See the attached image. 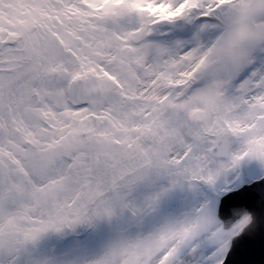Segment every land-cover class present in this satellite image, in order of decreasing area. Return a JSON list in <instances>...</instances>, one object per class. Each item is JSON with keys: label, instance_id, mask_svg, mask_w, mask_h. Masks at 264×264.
<instances>
[{"label": "snow or ice", "instance_id": "snow-or-ice-1", "mask_svg": "<svg viewBox=\"0 0 264 264\" xmlns=\"http://www.w3.org/2000/svg\"><path fill=\"white\" fill-rule=\"evenodd\" d=\"M0 264H264V0H0Z\"/></svg>", "mask_w": 264, "mask_h": 264}]
</instances>
